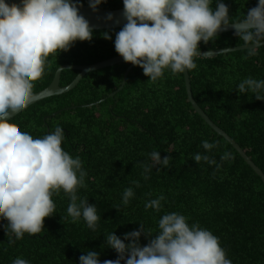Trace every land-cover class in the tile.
I'll list each match as a JSON object with an SVG mask.
<instances>
[{"label": "trees", "instance_id": "obj_1", "mask_svg": "<svg viewBox=\"0 0 264 264\" xmlns=\"http://www.w3.org/2000/svg\"><path fill=\"white\" fill-rule=\"evenodd\" d=\"M77 1L89 5L88 0ZM222 2L229 7L230 16L238 20L247 9L257 6L258 0ZM122 7L123 0H105L98 8ZM122 27L93 30L90 42L77 41L69 51L49 57L51 66L41 80L34 82L33 92L49 86L62 65H87L119 55L114 41ZM104 32L109 33L110 40L103 38ZM241 45L235 32L229 31L207 44L202 42L199 48ZM246 56L245 49L214 57L198 56L194 58L197 68L189 74L198 104L264 171V100L236 90L247 77L264 79V45L256 56ZM130 64L123 62L89 72L74 89L40 100L10 119L34 137L48 134L57 125L64 128L62 147L73 158L79 156L88 173L87 188L78 189V195L97 206L100 220L95 231L83 218L75 223L70 217L62 221L70 201L61 190L52 197L55 213L45 218L44 229L35 236L26 233L22 240L10 244L5 232L8 221L0 218V264H12L17 257L30 264H79V257L88 250L97 251L103 264L118 258L105 243L106 233L115 231L123 239L125 233L139 230L140 223L157 231L160 217L171 212L189 217V224L199 223L210 230L232 264H264L262 178L192 107L184 73L173 75L166 69L164 78L153 83L142 68L135 66L123 89L111 96L121 86ZM78 72L63 70L60 84H70ZM203 140L218 142L219 146L206 152L201 147ZM152 151L172 159L169 167H153L145 180L140 165L151 163L148 154ZM224 152H230L234 159L222 162L218 171L215 165L204 161L198 164L192 159L193 154L201 153L220 164ZM133 181H139L140 187ZM127 187H133L135 195L124 206L122 193ZM161 194L166 199L160 212L145 210V202ZM117 205L119 210L114 208ZM148 242L149 238L142 235L140 244Z\"/></svg>", "mask_w": 264, "mask_h": 264}, {"label": "clouds", "instance_id": "obj_2", "mask_svg": "<svg viewBox=\"0 0 264 264\" xmlns=\"http://www.w3.org/2000/svg\"><path fill=\"white\" fill-rule=\"evenodd\" d=\"M104 2L88 0L93 11ZM123 4L127 23L115 35V50L125 62L142 68L153 83L164 78L166 69L173 75L196 69L194 58L201 56L200 42L214 41L218 32L229 26L247 51L245 58L256 56L264 42V0H258L257 6L247 9L238 20L230 16L222 0H216L215 8L213 0H123ZM107 19L112 20V14ZM93 35L73 0H21V4L11 5L0 0V218L8 221L5 232L10 244L22 240L26 233L35 236L44 229L45 218L55 213L52 197L61 190L70 201L62 221L70 217L75 223L83 218L89 229H97V206L78 195V189L87 188L88 173L81 158H73L62 147L64 128L57 125L48 134L34 137L9 119L11 113H20L33 102L34 82L51 66L49 57L69 51L77 41L90 42ZM102 35L111 39L108 32ZM236 90L264 100V79L247 77ZM218 146L208 140L201 143L206 152ZM148 156L151 163L140 165L145 180L153 167H169L172 159L162 158L159 151ZM192 159L215 165L218 171L222 162L234 157L224 152L220 164L201 153L193 154ZM133 184L140 187L139 181ZM134 195L133 187L125 188L122 204L127 206ZM165 199L162 194L149 199L145 210L160 212ZM188 220L171 212L160 217L157 231L140 223L139 230L125 233L123 239L115 231L106 233L105 243L118 258L103 264H232L219 238ZM142 235L149 238L147 245L140 244ZM12 264L30 262L17 257ZM79 264H101L99 253L88 250L79 257Z\"/></svg>", "mask_w": 264, "mask_h": 264}, {"label": "water", "instance_id": "obj_3", "mask_svg": "<svg viewBox=\"0 0 264 264\" xmlns=\"http://www.w3.org/2000/svg\"><path fill=\"white\" fill-rule=\"evenodd\" d=\"M6 3L9 5L16 3L21 4V0H5ZM73 2H76L79 7V12L81 15H83L90 23V26L93 28V30H100V29H108V28H118L124 26L127 21L123 15L124 7L118 8V9H107V8H98V10L93 11L92 8L84 4L80 1L73 0ZM82 5V6H80ZM108 14H112L113 19L108 20L107 16ZM234 31V29L229 26L226 29L218 32L217 35ZM203 41L200 42V45ZM262 45H264V42H262ZM244 46H236V47H228V48H221V49H211V50H202L198 49V52L201 54V57H214L221 53H228L236 50L244 49ZM125 62L123 58L120 55L113 56L111 58L92 63L87 65H71V64H65L60 66L54 76V79L52 80L51 84L47 86L45 89L34 93V100L29 105L43 100L47 97L59 95L66 93L72 89H74L78 83L82 80V78L87 75L89 72L99 70L105 67L113 66L118 63ZM135 67V65L130 64L124 74L123 81L119 89L113 93H111V96H114L118 91L123 89L129 72ZM65 69H76L78 70V74L76 75L75 79L68 85L62 86L60 84L61 80V74L63 70ZM184 79H185V85H186V92L188 96V100L190 101L192 107L195 109V111L221 136H223L227 141H229L232 146L240 153V155L244 158V160L254 169V171L262 178L264 182V171L256 165V163L251 159V157L246 153V151L241 147L237 141L232 138L226 131H224L221 127H219L210 117L209 115L203 110V108L198 104V102L195 100L193 96L192 86H191V80H190V74L189 72L184 73ZM24 111V110H23ZM18 113H11L9 119L15 117Z\"/></svg>", "mask_w": 264, "mask_h": 264}]
</instances>
